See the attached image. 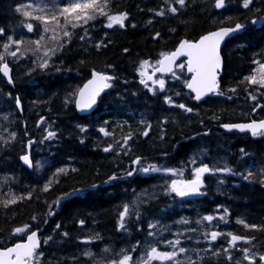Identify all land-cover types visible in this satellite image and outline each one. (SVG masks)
Wrapping results in <instances>:
<instances>
[{
    "label": "trees",
    "instance_id": "obj_1",
    "mask_svg": "<svg viewBox=\"0 0 264 264\" xmlns=\"http://www.w3.org/2000/svg\"><path fill=\"white\" fill-rule=\"evenodd\" d=\"M26 2L0 0V28L4 29L0 42L8 35L15 39L39 38V27L29 33L21 23L24 18L15 11L17 5ZM186 5L176 15L166 12L164 16H156L155 11L167 7L164 0H111L113 13H127L125 28H105L101 17L85 25L87 34L83 29L75 30L76 34L43 70L33 64L36 57L32 54L16 63L10 62L14 82L9 85L0 76V200L5 198V193L27 198L7 208L0 203V247L19 239L9 240L13 227L28 224L32 230L39 229L42 242L39 251L43 252L44 264H93V258L106 264L121 249L135 259L143 255L146 242L155 244L156 240L147 235L151 222L163 239H176L173 233H183L179 236L182 246L200 250L199 264H229L222 255L213 256L211 251L226 246V237H218L210 244L201 234L209 226L201 218L213 215L211 223L216 230L255 238L247 245L241 242L237 246L256 252L253 264H257L259 254L264 253V186L260 182L264 171V136L226 132L220 124L264 119V109L251 111L254 103L264 105V96L258 94L255 102L250 100L245 89L252 86L243 82L255 67L252 61L264 60V22H261L264 0H252L248 9L240 6V0H225L220 9L214 7V0H186ZM226 17L231 19L225 20ZM253 19L258 20L255 25L251 23ZM237 22L244 28L227 40L221 50L223 67L218 91L224 95H211L202 102H194L182 81L172 76L163 78L166 93L156 89L154 95L139 83L135 69L141 60L153 65L161 52L174 51L181 40L194 42L209 31ZM81 35L85 36L84 40L80 39ZM97 42L102 45L99 49ZM93 70L115 79L99 100L97 109L88 116H79L73 94ZM175 72L188 78L180 67ZM233 88L235 93L229 91ZM177 91L181 92L180 96L175 95ZM165 94L177 103H185L192 112L166 105ZM17 98L21 100L20 112L15 103ZM66 99L70 101L67 104ZM148 125H151L148 135H141ZM81 127L85 129L83 132ZM100 127L110 135L100 133ZM45 128L56 135L43 139L47 135ZM13 132L15 138L3 143ZM129 132L133 133L132 138L124 148H119L122 137ZM29 140L32 171L20 161ZM109 144L115 150L103 151ZM125 151L128 155H123ZM194 154L197 163L190 165ZM137 156L143 158V166L183 168V178H190L191 169L201 163L214 169L228 167L231 171L205 173L200 197L178 198L165 193L164 185L170 177L163 172L126 174L133 168L131 160ZM58 168L67 171L56 174L48 190L43 191ZM249 172L250 179H243ZM114 174L118 179L108 180ZM57 198L59 204L55 203ZM133 201H136L134 205ZM125 203L131 205V215H126L124 228L118 231L119 212ZM225 209L226 224L218 219ZM50 210L52 214L48 215ZM182 219L189 223H177ZM197 219H201L199 226ZM79 220L84 224H79ZM237 220L259 228L246 229ZM189 227L197 231H185ZM61 232L68 235L62 236ZM97 234L99 239H92ZM47 237L52 239L44 243ZM159 247L165 246L161 243ZM105 248L109 252H104ZM84 250L93 257H85ZM188 255L196 260L195 252ZM232 255L239 257L241 253L233 251Z\"/></svg>",
    "mask_w": 264,
    "mask_h": 264
},
{
    "label": "snow or ice",
    "instance_id": "obj_2",
    "mask_svg": "<svg viewBox=\"0 0 264 264\" xmlns=\"http://www.w3.org/2000/svg\"><path fill=\"white\" fill-rule=\"evenodd\" d=\"M251 3L252 0H240V6L244 9H248ZM110 4L111 0H39V2H37V0H28L26 3L17 5L15 11L24 18L23 21H21L23 28L29 33H32L34 32V27L38 26L40 29L39 38L26 40L21 37L15 39L13 35H8L6 39H3L2 42H0V76L6 79L9 84H12L14 81L10 75V62L16 63L29 54L36 57V59L32 61L34 65L38 66L41 70L45 69L48 67L51 57L60 51L64 45L69 42L71 37L76 34L75 30L83 29L84 33L87 34L85 25H89L90 22L96 21L101 17L104 18L105 28L112 29L114 26H118L121 29L125 28L127 13L122 11L113 13ZM164 4L167 5V7L155 11L156 16H164L166 12L176 15L180 9L187 6L186 0H164ZM224 4L225 0H214V7L216 9L224 7ZM230 19V17L225 18V20ZM33 22H36V24L34 25ZM257 22V19L251 21L253 25ZM148 23H151V21H148ZM133 27H135V25H133ZM243 28L244 25L239 22L235 23L234 26L218 27L215 31H209L201 35L197 41L181 40L174 51L161 52L160 58L153 65H150L148 60H141L135 69L139 77V83L143 85L149 93L154 95L156 94L157 88L160 93H166L168 89L166 88L165 80L163 78L154 79L153 77L157 72L161 74L167 73L171 75L173 79L182 81L183 87L188 90L189 98L195 101L199 102L203 97L209 94L218 96L224 95L223 92L218 91L217 81V70L221 68V42L224 41L226 37H230V34L237 33ZM171 30L174 31V29ZM156 35H159V33ZM3 36L4 29L0 28V38ZM80 39L84 40L85 36L81 35ZM48 41L52 42L51 46L48 45ZM101 46V43H96L97 49ZM124 51L126 52L127 49ZM177 57L187 58L186 64L177 66L180 67L182 71L186 68L190 78H183L174 71L173 64L176 62ZM37 60L39 61L38 64ZM252 63L255 67L252 68L250 75L244 77L243 82L252 86L251 89H245V91L249 93L248 98L255 102L258 94L264 96V91H262L264 90V60L254 59ZM149 67L153 69L151 74L148 72ZM114 79L115 77L113 76L93 70L91 72V78L87 79L83 86L78 88L73 94L76 109L78 111H86L92 108L93 105L97 103V98L100 97L101 93L104 92L105 89L112 87L110 82ZM149 84H151V86H149ZM229 91L235 93L236 89H229ZM133 95H135V93H133ZM175 95L180 96L181 92L177 91ZM230 98L231 97H229V99ZM69 102L68 99L65 100L66 104ZM163 102L170 107L179 108L186 113L192 112L191 107L187 106L185 103L175 102L172 96L167 94L163 96ZM15 103L17 108L21 107V100L19 98L16 99ZM257 109H264V105L258 102L254 103L251 111L255 113ZM5 119H7V117H5ZM42 119L43 117H41V120ZM214 119H219V117L214 116ZM37 123L39 126V121ZM141 123L143 124L144 121L141 120ZM161 123H163V121H161ZM150 127L151 125H148V127L143 128L141 135L147 136ZM220 127L229 131L235 129L240 132H248L252 137L264 136V119H253L248 123H221ZM84 130L83 127L80 128L81 132ZM44 131L47 133L43 138L45 140L52 139L56 135L55 132L49 131L47 128H45ZM98 131L105 136L110 135V133L105 131L104 127H100ZM161 131L163 132V129H161ZM15 135L14 132L10 133L9 139L4 140L3 143H10L11 140L15 138ZM132 135V132L124 135L122 137L123 143L118 144V147L124 148L132 138ZM28 143L31 144L32 141L29 140ZM110 150H115L112 144H109L103 149L105 152ZM243 151L244 150L241 149L242 153ZM117 154L120 155L121 153L117 152ZM123 155H128V152H123ZM20 160L28 167H32V162L28 155H21ZM142 160L143 158L139 156L132 159L131 165L140 166L138 168L133 167L131 170H128L126 174L132 176L135 171H139L140 173L163 172L171 177H184L183 168H161L154 164L143 166ZM196 163L197 160L194 154V156L190 158L189 164L195 165ZM36 168L39 170V162H37ZM66 171L67 169L65 168H58L57 172L53 174V177L43 186L42 190L47 191L56 174ZM73 171H75V169H73ZM215 171L227 173L230 172L231 169L228 167L214 169L209 165L201 163L199 166L191 169L190 178H172L170 181H166L164 191L166 194H174L176 197L181 198L191 195H202V176L205 173ZM251 176L252 173L249 172L248 175L243 176V179L248 180ZM116 179H118V177L115 174L108 177V180ZM260 182L262 186H264V171L260 174ZM105 183H107V181H105ZM92 187L95 188L96 186L92 185ZM64 195L68 196L71 195V193H65ZM4 196L5 198L0 200V203H2L5 208L16 204V202L22 198H27L12 195L10 193H5ZM59 201L60 198H57L55 203L59 204ZM135 203L136 201L132 202L133 205ZM49 208H51V206H49ZM131 210V205L127 203L123 205V210L119 212V220L117 222L118 231L124 228L123 221L126 215H131ZM47 214L51 215V210ZM136 214L139 216L138 211ZM227 215L228 212L227 209H225L224 214L218 219L226 224L228 222L225 220ZM35 219L36 217H33V220ZM201 219L209 222L208 228L203 230L201 234L210 244L217 241L218 237H226V246L211 250L213 256L222 255L229 261V264H242V261L247 262V264H253L254 260L257 258V253L250 251L248 247H238L237 244L238 242H243V244L247 245L251 240L255 239L254 237L216 230V227H213L211 223L214 220L213 215H204ZM201 219L196 220L198 226L201 224ZM236 222L238 224L243 223L246 229L259 228L257 225H249L241 220H237ZM78 223L83 225L84 221L79 220ZM177 223L188 224L189 222L182 219L181 221H177ZM59 227L60 225H57V228ZM148 228L150 231H148L147 235L156 240V243L146 242V247L142 249V256L134 259L130 252L121 249L120 252L116 254L115 258L106 261V264H199L200 250L187 249L182 246L179 236H182L183 233H173L177 238L167 240L163 239L160 231L156 229V225L153 223L150 222ZM153 229H156V231H153ZM164 229L167 230V226H164ZM38 230V228L37 230H32V227L28 224L13 227L9 232V240L11 241L12 237H19V239L10 244L6 243L3 247H0V264H44L42 260L43 252L39 251L41 241L37 236ZM185 231L195 232L197 229L189 227L185 229ZM60 235L67 236L68 233L61 232ZM157 237L160 238L157 239ZM51 239L52 237H47L43 242L47 243ZM92 239H99L98 234L93 236ZM84 242L87 243V241ZM161 243L165 246L163 249L159 247ZM132 250H136L135 245L132 246ZM103 251L107 253L109 249L105 248ZM203 251L207 252L210 251V249H203ZM233 251L240 252L241 255L239 257H234L232 255ZM189 252H195V261L188 255ZM83 254L85 257H93V254L88 250H84ZM180 256H183L184 259L181 260ZM93 264H100V262L93 258ZM257 264H264V253L259 254Z\"/></svg>",
    "mask_w": 264,
    "mask_h": 264
},
{
    "label": "water",
    "instance_id": "obj_3",
    "mask_svg": "<svg viewBox=\"0 0 264 264\" xmlns=\"http://www.w3.org/2000/svg\"><path fill=\"white\" fill-rule=\"evenodd\" d=\"M262 21H264V17L262 18ZM239 31H240V30H239ZM239 31H238V32H239ZM234 34H236V33H234ZM234 34H230V37H226L225 40L221 42V46H220V55H221V50H222V48H223L225 42H226L227 40L231 39V38L234 36ZM198 40H199V39H198ZM174 50H175V49H174ZM182 59L185 60V64H186V60H187L186 57H177L176 62L173 64V69H174V70H175V66H176V64L178 63V61H180V60H182ZM222 67H223V61H222V57H221V68L217 70V71H218L217 81L219 80V76H220V74H221ZM152 71H153V70H152ZM152 71H151V72L148 71V72L151 74ZM185 71H186V74L189 75V74L187 73L186 68H185ZM10 74H11V72H10ZM157 76H170V75L167 74V73H165V74H161V73L157 72V73H155V76H154L153 78L155 79ZM90 78H91V74H90V77H89L88 79H90ZM6 81H7V80H6ZM86 81H87V80H86ZM86 81H85V82H86ZM8 84H9V83H8ZM9 85H11V84H9ZM82 86H83V85H82ZM82 86H81V87H82ZM185 90L188 91L187 89H185ZM218 90H219V83H218ZM106 92H107V89H105L104 92L101 93L100 97L97 98V103H96L95 105H93L92 108H90V109H88V110H86V111H78V110L76 109V107H75L76 113H77L79 116H88V115L92 114V113L96 110V108H97V104H98L99 99H100L101 97H103L104 94H105ZM211 95H212V94H209L208 96L203 97L202 100L199 101V102L204 101L207 97H209V96H211ZM194 101H195V100H194ZM195 102H198V101H195ZM74 106H75V103H74ZM17 109H18V111L20 112V108H17ZM221 129L224 130V131H226V132L248 133V132H240V131L235 130V129H233V130H231V131L226 130V129H224V128H221ZM26 148H27L26 155H28V156L30 157L29 143L27 144V147H26ZM30 160H31V157H30ZM20 161H21V160H20ZM21 164H22V166H23L24 168H26L28 171H32L33 165H32V167L30 168V167H28L27 165H25V164L23 163V161H21ZM191 196H197V195H191ZM37 236H38V238H39L38 231H37ZM238 243H239V242H238Z\"/></svg>",
    "mask_w": 264,
    "mask_h": 264
},
{
    "label": "rangeland",
    "instance_id": "obj_4",
    "mask_svg": "<svg viewBox=\"0 0 264 264\" xmlns=\"http://www.w3.org/2000/svg\"><path fill=\"white\" fill-rule=\"evenodd\" d=\"M50 42V41H49ZM148 69H152V67H149ZM149 86H151V85H149ZM158 89V88H157ZM169 177H170V179H172V178H177V179H179V178H183V177H179V176H177V177H171L170 175H168ZM178 198H181V197H178Z\"/></svg>",
    "mask_w": 264,
    "mask_h": 264
},
{
    "label": "bare ground",
    "instance_id": "obj_5",
    "mask_svg": "<svg viewBox=\"0 0 264 264\" xmlns=\"http://www.w3.org/2000/svg\"><path fill=\"white\" fill-rule=\"evenodd\" d=\"M26 152H27V148H26Z\"/></svg>",
    "mask_w": 264,
    "mask_h": 264
}]
</instances>
